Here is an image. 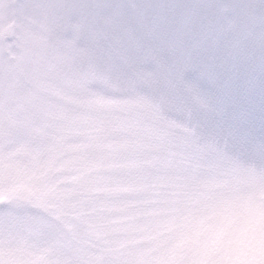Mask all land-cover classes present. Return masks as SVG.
<instances>
[{"label": "snow or ice", "instance_id": "1", "mask_svg": "<svg viewBox=\"0 0 264 264\" xmlns=\"http://www.w3.org/2000/svg\"><path fill=\"white\" fill-rule=\"evenodd\" d=\"M264 0H0V264H264Z\"/></svg>", "mask_w": 264, "mask_h": 264}, {"label": "clouds", "instance_id": "2", "mask_svg": "<svg viewBox=\"0 0 264 264\" xmlns=\"http://www.w3.org/2000/svg\"><path fill=\"white\" fill-rule=\"evenodd\" d=\"M246 253L249 255L257 256L259 259H264V247H257L256 249H252L251 247L248 249H244Z\"/></svg>", "mask_w": 264, "mask_h": 264}]
</instances>
